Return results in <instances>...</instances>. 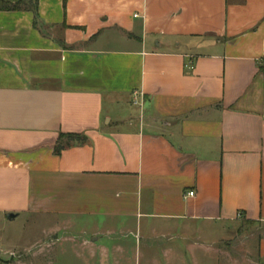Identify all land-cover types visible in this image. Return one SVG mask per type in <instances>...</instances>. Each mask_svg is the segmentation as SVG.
Masks as SVG:
<instances>
[{"label":"crops","instance_id":"obj_1","mask_svg":"<svg viewBox=\"0 0 264 264\" xmlns=\"http://www.w3.org/2000/svg\"><path fill=\"white\" fill-rule=\"evenodd\" d=\"M8 215L51 226L0 264H53L61 231L87 264H264V0L0 6Z\"/></svg>","mask_w":264,"mask_h":264},{"label":"rangeland","instance_id":"obj_2","mask_svg":"<svg viewBox=\"0 0 264 264\" xmlns=\"http://www.w3.org/2000/svg\"><path fill=\"white\" fill-rule=\"evenodd\" d=\"M66 142V141H65ZM76 222V229L74 230V235L81 237V239L87 240V218H77ZM65 218L63 216L59 217L58 225L60 228L64 229L65 227ZM36 220L35 216H20L13 221H4L0 222V237L3 238L5 244V250L9 252L14 251H23L24 249H28L26 252H22L21 254L18 252H14L16 256L22 255V259L26 261V257L24 255L31 256L33 254H38L41 247H31L30 245L34 242H38L45 240L47 233L45 232L46 227H50V222H45L43 227L39 228L36 227ZM47 228V229H48ZM46 229V230H47ZM246 229V228H245ZM82 231V232H81ZM242 237L249 238L250 233L244 232ZM71 234L67 233L66 231H61L57 237V240H53L50 238V242L54 241V245L50 250H47V256L54 260L53 264H87V251H84L83 247L81 246H74V244L66 241L64 242V238H69ZM221 237L219 233L217 238ZM59 239V240H58ZM80 241V240H79ZM164 240L159 238V244L162 246ZM46 243V242H45ZM157 247V254L160 255L163 248ZM141 250L144 251L145 248L142 245ZM160 250V252H159ZM1 257V256H0ZM3 257V256H2ZM9 258V257H8ZM11 258V257H10ZM26 264H35L33 262L26 263Z\"/></svg>","mask_w":264,"mask_h":264},{"label":"trees","instance_id":"obj_3","mask_svg":"<svg viewBox=\"0 0 264 264\" xmlns=\"http://www.w3.org/2000/svg\"><path fill=\"white\" fill-rule=\"evenodd\" d=\"M26 0H0V6L4 10H20V6ZM66 141V142H64ZM84 138L78 135H61L55 153L60 154L63 150L69 148L73 144L83 143Z\"/></svg>","mask_w":264,"mask_h":264},{"label":"water","instance_id":"obj_4","mask_svg":"<svg viewBox=\"0 0 264 264\" xmlns=\"http://www.w3.org/2000/svg\"><path fill=\"white\" fill-rule=\"evenodd\" d=\"M15 217H16L15 215H8L9 220H13V219H15Z\"/></svg>","mask_w":264,"mask_h":264},{"label":"built area","instance_id":"obj_5","mask_svg":"<svg viewBox=\"0 0 264 264\" xmlns=\"http://www.w3.org/2000/svg\"><path fill=\"white\" fill-rule=\"evenodd\" d=\"M137 95H138L137 93L134 94L135 98L137 97ZM193 195H194V193H190V194H189V196H193Z\"/></svg>","mask_w":264,"mask_h":264}]
</instances>
